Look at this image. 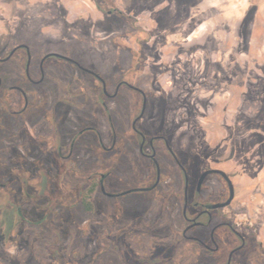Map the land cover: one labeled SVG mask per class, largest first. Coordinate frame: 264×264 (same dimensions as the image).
Returning a JSON list of instances; mask_svg holds the SVG:
<instances>
[{
    "label": "flooded vegetation",
    "instance_id": "obj_1",
    "mask_svg": "<svg viewBox=\"0 0 264 264\" xmlns=\"http://www.w3.org/2000/svg\"><path fill=\"white\" fill-rule=\"evenodd\" d=\"M18 51L24 56H16ZM40 52L32 54L31 47L21 43L0 53V184L10 180L1 174L9 167L27 174L18 179L10 228L5 230L0 224V264L40 263L34 255V236L26 234L31 228H42L51 236L44 264H264L262 243L252 230L236 222L229 209L234 198L222 206L230 196L224 172L205 170L219 172L208 173L199 185L204 172L191 175L181 152L164 135H152L140 127L152 92L137 81L134 67L117 70L124 76L109 81L66 52ZM50 57L67 65L48 64ZM86 77L95 79L96 85ZM131 94L138 99L135 108L128 105L136 100ZM109 104L118 110L112 111ZM125 104L135 139L127 138L123 144L113 132L98 131L96 126L89 128L93 134H84L88 120L100 118L109 125V113L117 114L119 120L125 117L118 108ZM92 105L96 116L89 112ZM40 110L50 122L38 119ZM48 139L52 141L45 145ZM115 148L113 162L103 161L104 169L87 172L93 154L102 156ZM36 160L45 170L52 169L46 189L49 198L32 180L37 174ZM168 161L178 172L176 185ZM130 192L151 193L129 201ZM101 196L117 198L122 211L103 202ZM149 206L155 209L152 217L146 215ZM29 210L32 216L27 215ZM138 216L142 220L136 221ZM88 218H94L96 225L89 224ZM82 235L84 242L95 235V252L84 251L75 260L63 258L60 248L71 236ZM145 240L160 242L149 247ZM24 249L30 254L26 260Z\"/></svg>",
    "mask_w": 264,
    "mask_h": 264
},
{
    "label": "rangeland",
    "instance_id": "obj_2",
    "mask_svg": "<svg viewBox=\"0 0 264 264\" xmlns=\"http://www.w3.org/2000/svg\"><path fill=\"white\" fill-rule=\"evenodd\" d=\"M21 43L29 45L32 54L66 52L109 81L124 76L117 70L134 67L137 81L152 92L140 127L164 135L181 152L191 175L207 169L223 171L233 184L229 209L236 222L252 230L264 247V0H0V53ZM16 56L23 57L24 52ZM47 63L67 65L55 57ZM131 95L136 100L128 105L135 108L138 99ZM128 105L118 106L125 115L120 120L109 113V125L100 118L96 125L88 120L84 134L90 136L94 131L89 128L96 126L98 131L113 132L123 144L127 138L135 139L128 126ZM109 108L118 110L115 104ZM88 109L96 116L94 105L92 112ZM38 119L50 122L43 110ZM117 149L122 151V146ZM116 151L93 154L87 172L104 169L101 162H113ZM33 164L37 174L32 180L49 198L52 169L42 168L40 160ZM167 165L176 185L178 172L169 161ZM16 169L1 173L10 179L0 184V224L5 230L12 222L18 179L27 177L24 169ZM55 176L59 186L60 174ZM57 193L55 188L54 196ZM149 193L130 192L126 198ZM100 199L122 211L117 198ZM154 211L149 206L146 215L152 217ZM32 214L33 210L27 211ZM88 219L96 225L94 218ZM27 233L34 236L38 262L47 263L50 234L42 228ZM92 238L84 242V235L71 236L60 255L75 260L84 251L95 252L97 239ZM159 242L144 241L149 247ZM24 251L26 260L30 254Z\"/></svg>",
    "mask_w": 264,
    "mask_h": 264
},
{
    "label": "water",
    "instance_id": "obj_3",
    "mask_svg": "<svg viewBox=\"0 0 264 264\" xmlns=\"http://www.w3.org/2000/svg\"><path fill=\"white\" fill-rule=\"evenodd\" d=\"M210 172H219V171H207V172H204V173L201 175L200 179H199V185H201V183H202V181L204 180V178L206 177V175H207L208 173H210ZM222 174L226 177V179H227V181H228V184H229V188H230V196H229V199L227 200L226 203H224V204L222 205V206H227L228 204L231 203V201H232L233 198H234V188H233V184H232V182L230 181L229 177H228L225 173H222Z\"/></svg>",
    "mask_w": 264,
    "mask_h": 264
},
{
    "label": "trees",
    "instance_id": "obj_4",
    "mask_svg": "<svg viewBox=\"0 0 264 264\" xmlns=\"http://www.w3.org/2000/svg\"><path fill=\"white\" fill-rule=\"evenodd\" d=\"M86 204V203H85ZM87 209L90 210V205H87Z\"/></svg>",
    "mask_w": 264,
    "mask_h": 264
}]
</instances>
